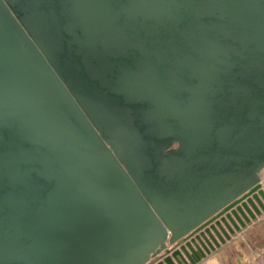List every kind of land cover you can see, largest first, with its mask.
<instances>
[{"label": "water", "instance_id": "obj_1", "mask_svg": "<svg viewBox=\"0 0 264 264\" xmlns=\"http://www.w3.org/2000/svg\"><path fill=\"white\" fill-rule=\"evenodd\" d=\"M263 172L264 0H0V264H197Z\"/></svg>", "mask_w": 264, "mask_h": 264}, {"label": "crops", "instance_id": "obj_2", "mask_svg": "<svg viewBox=\"0 0 264 264\" xmlns=\"http://www.w3.org/2000/svg\"><path fill=\"white\" fill-rule=\"evenodd\" d=\"M259 236L264 238V217L242 230L197 264H257L255 258L259 254H262L264 261V243L258 244Z\"/></svg>", "mask_w": 264, "mask_h": 264}, {"label": "built area", "instance_id": "obj_3", "mask_svg": "<svg viewBox=\"0 0 264 264\" xmlns=\"http://www.w3.org/2000/svg\"><path fill=\"white\" fill-rule=\"evenodd\" d=\"M255 262L257 263V264H264V261H263V259H262V254L260 255H257L256 256V258H255Z\"/></svg>", "mask_w": 264, "mask_h": 264}, {"label": "rangeland", "instance_id": "obj_4", "mask_svg": "<svg viewBox=\"0 0 264 264\" xmlns=\"http://www.w3.org/2000/svg\"><path fill=\"white\" fill-rule=\"evenodd\" d=\"M262 178L264 179V172H263ZM262 243H264V238L262 236H259V238H258V244H262Z\"/></svg>", "mask_w": 264, "mask_h": 264}]
</instances>
